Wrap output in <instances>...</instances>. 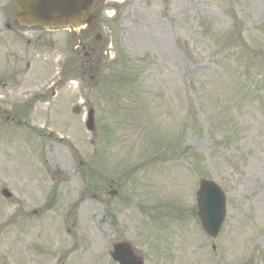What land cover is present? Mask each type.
<instances>
[{
    "label": "rangeland",
    "instance_id": "rangeland-1",
    "mask_svg": "<svg viewBox=\"0 0 264 264\" xmlns=\"http://www.w3.org/2000/svg\"><path fill=\"white\" fill-rule=\"evenodd\" d=\"M12 2L0 264H116L120 242L145 264H264V0H97L76 32L16 27ZM203 180L227 198L215 239Z\"/></svg>",
    "mask_w": 264,
    "mask_h": 264
},
{
    "label": "water",
    "instance_id": "water-1",
    "mask_svg": "<svg viewBox=\"0 0 264 264\" xmlns=\"http://www.w3.org/2000/svg\"><path fill=\"white\" fill-rule=\"evenodd\" d=\"M95 0H15L16 18L23 26H43L45 28H72L75 31L91 27L94 20ZM1 83V81H0ZM74 114L81 113L75 108ZM86 127L95 130L94 110H90ZM6 198L12 194L5 190ZM112 193V196H116ZM199 218L206 232L217 237L226 217V198L221 188L214 182L203 181L198 193ZM1 234V229H0ZM113 258L120 264H143L135 257L134 249L127 243L117 244Z\"/></svg>",
    "mask_w": 264,
    "mask_h": 264
},
{
    "label": "bare ground",
    "instance_id": "bare-ground-1",
    "mask_svg": "<svg viewBox=\"0 0 264 264\" xmlns=\"http://www.w3.org/2000/svg\"><path fill=\"white\" fill-rule=\"evenodd\" d=\"M30 196L31 197H34V198H38L39 197V194L36 193V191H30Z\"/></svg>",
    "mask_w": 264,
    "mask_h": 264
}]
</instances>
